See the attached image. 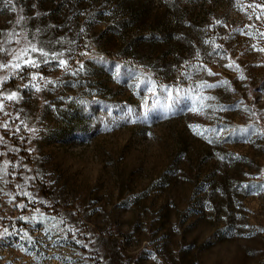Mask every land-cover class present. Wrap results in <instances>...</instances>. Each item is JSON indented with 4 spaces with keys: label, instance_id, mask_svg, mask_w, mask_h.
<instances>
[{
    "label": "rangeland",
    "instance_id": "rangeland-1",
    "mask_svg": "<svg viewBox=\"0 0 264 264\" xmlns=\"http://www.w3.org/2000/svg\"><path fill=\"white\" fill-rule=\"evenodd\" d=\"M255 4L0 0V264H264Z\"/></svg>",
    "mask_w": 264,
    "mask_h": 264
},
{
    "label": "snow or ice",
    "instance_id": "snow-or-ice-1",
    "mask_svg": "<svg viewBox=\"0 0 264 264\" xmlns=\"http://www.w3.org/2000/svg\"><path fill=\"white\" fill-rule=\"evenodd\" d=\"M249 7L259 8V9H262V12H264V5L255 4V5H249ZM260 18H261V16L260 15H257L256 19H260ZM262 35H264V34H262ZM260 50L261 51H264V49H260ZM31 51L35 52V51H37V49L35 47H32L31 48ZM27 53H28V49H22L20 51V53L15 54L14 60H20L22 57L27 56ZM42 55L47 56L48 53H43L42 52ZM24 63L27 64V65H31L33 67H36L37 66L36 65V62L34 60H30V59H25L24 60ZM64 64H65V61L64 60H59V65L60 66H64ZM229 66L231 67L232 65H229ZM8 67H12V68H15V69H19L21 67V64L20 63L0 64V68H8ZM209 74L211 75L212 73L209 71ZM4 79H7V77H5ZM35 79H36V77L33 76V80H35ZM241 79H244V77L241 76ZM224 83H226V82H224ZM202 86L215 87V85H202ZM25 87H28V85H25ZM31 87H34V88H36L37 91H39V88L35 84L31 85ZM148 91L149 92H152L153 89L152 88H149ZM15 97H16V93H12L11 95H9L7 97V99L11 100V99H14ZM204 99H212V98L205 97ZM0 107H2V106H0ZM4 127H7V125H4ZM193 127H195V126H193ZM261 187H262V189H264V186H261ZM245 227H247V226H245Z\"/></svg>",
    "mask_w": 264,
    "mask_h": 264
}]
</instances>
